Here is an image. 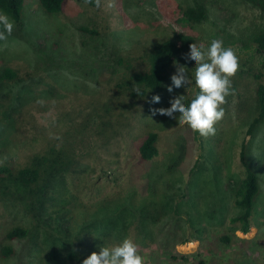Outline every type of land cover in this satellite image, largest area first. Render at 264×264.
Returning a JSON list of instances; mask_svg holds the SVG:
<instances>
[{
  "label": "rangeland",
  "instance_id": "obj_1",
  "mask_svg": "<svg viewBox=\"0 0 264 264\" xmlns=\"http://www.w3.org/2000/svg\"><path fill=\"white\" fill-rule=\"evenodd\" d=\"M65 1L61 13L48 15L38 0H25L24 25L13 21L11 36L0 47V66L17 70L15 78L0 77V165H29L34 154L47 151L44 149L55 141V135L60 146L69 143L75 151L62 175L45 190L39 189L42 185L24 186L7 174L0 180V264H59L54 251L66 256L76 243L79 245L78 236L85 238L82 246L94 245L95 252L102 247L96 238L105 247L130 239L138 255H145L143 264H161L167 257L164 252L159 254L156 245L161 246L169 232L179 227L181 231L167 243L183 232L185 238L194 232L193 222L206 228V235L194 234L186 243L177 241L174 250L196 254L190 264H198L199 258L205 264H264V125L256 138L246 135L255 74L264 73V50L256 51L251 37L264 31V10L247 0H100L99 7L82 0ZM197 2L208 7V19L194 28L177 25L176 29L198 36L199 45L205 47L213 39L222 40L238 56L239 67L231 77L232 92L220 106L224 116L215 123V133L195 138L187 124L156 115L157 110L169 109L170 102L181 95L186 102L195 97L194 81L188 89L168 92L179 67L184 66L192 80L194 64L178 62L161 90L137 102L139 97L131 100L125 98V91H118L117 76L111 78L114 70L102 62L112 59L114 64V51L144 56L154 41L173 32L179 12L171 5ZM82 25L99 30L100 35L82 33ZM34 28L51 37L49 44L54 38L59 39L58 44L42 49L29 33ZM138 28H147L141 38ZM157 95L159 104L152 102ZM123 101L131 102L132 113L117 112ZM103 110L115 113V117H102ZM150 130H156L160 137V155L150 162L160 174L149 166L152 177L149 174V181L147 176L141 178L146 184L135 190L134 182L129 181L131 169L137 145ZM245 139L251 144L249 162L261 177L263 189L262 204L256 208L259 216L246 233L233 230L230 224V217L238 212L232 190L241 174L239 151ZM123 186L131 197L135 196L129 192L137 191L142 206L126 201L131 209L128 235L111 231L106 243L101 242L106 221L92 217L91 208L84 214L86 205L78 199L90 203L100 193L96 202L101 205L106 199L101 193L115 197ZM113 206V202L109 204ZM160 213L161 220L155 221ZM18 225L27 227V236L8 240L7 230ZM224 231L229 235L235 232L238 240L221 245L219 237ZM6 244L15 246L14 256H2ZM83 260L82 256L73 264H83Z\"/></svg>",
  "mask_w": 264,
  "mask_h": 264
},
{
  "label": "trees",
  "instance_id": "obj_2",
  "mask_svg": "<svg viewBox=\"0 0 264 264\" xmlns=\"http://www.w3.org/2000/svg\"><path fill=\"white\" fill-rule=\"evenodd\" d=\"M38 1L40 7L48 15H56L58 13H61L66 4L65 0ZM82 1L87 2L91 6H96V0ZM247 1L258 5L261 9L264 10V0ZM171 6H176L175 11L178 10L179 14H182L181 16L177 14V16L174 18L173 32L169 35H164L165 37L161 39L154 41L149 47V49L146 50L144 56L136 55L135 57L127 52L114 51V54L116 55V58L113 59L114 64L111 62L112 59H107L106 61L102 62L105 68L114 70L112 72L111 78L117 76L118 82L116 84L117 86H115L119 89V92H121V90L126 92L125 98L128 97L131 100H135L139 97L137 100H135L138 102L140 101V99L147 97L153 92L161 90L165 81L168 79L170 72L177 65V63L180 61L188 62L186 57L190 53V48L195 44L199 45L198 36L190 32H181L176 29V26L182 25L186 27L191 26V28H194L197 24L199 25L202 22L206 21L209 17V9L206 4L203 2H197L196 4L189 5L173 3V5ZM0 12L7 14L9 18L12 21L16 22L19 26H23L26 19L25 0H0ZM80 28L82 33H89L93 37L100 35L99 30L91 29L86 25H82ZM138 29L140 31H137V36L141 38V35H143L144 33L142 31H146L147 28H144V30L142 28ZM29 33L32 37H34L35 40H38L39 46L42 49L47 47V45L51 47L54 46V44L56 43L58 44L59 42L58 38H54L52 41H50L49 44L48 40H50L51 37H48L46 33H39L36 28L30 30ZM205 37L206 35L204 36V38ZM251 40L256 45V51L264 50V31H257L253 35V37H251ZM3 43L4 41H0V47ZM52 51L54 50L52 49ZM117 67L119 68L117 69ZM0 71L1 79L7 80L15 78L17 76V70L13 69L11 66H0ZM255 80L256 86L254 90V104H251L248 112L247 117L249 123L246 132V135L253 139L257 137L262 126L264 125V73L257 72L255 74ZM192 99H187V102L190 103ZM116 109L117 112L121 115L125 111H130L131 113L133 112L132 104L130 101H123L120 105V108L117 107ZM103 111L104 115H102V117L105 116V114H107L109 117L111 116V119L115 117V113L111 112L108 114L107 110ZM112 125H114V123ZM193 133L195 134V138H197L199 133L195 131H193ZM159 140V133L156 130H150L145 136L141 138L140 142L137 145V156L135 158L136 160H134L135 167H132V178H129V181L132 180L134 182L135 190H137L139 186L143 187V184H146V182L142 180L144 179V177L147 176V181H149V174L151 176L150 169L154 168V166L150 164V162H152L157 156L160 155ZM68 144L69 143H64L62 146H60L57 135H55V141L52 144L48 145V149H44L47 151L34 154L29 165H26L24 167L13 168L7 163L1 164L0 180H5L7 175L14 176L24 186L38 187L42 185L39 187V189L45 190V188L49 187L51 181H53L54 179H58L62 175L61 170L63 166L66 165L69 161L73 160V156H75V151L72 150L73 145L71 144L70 146H68ZM250 150L251 144L249 141L247 143L245 139L241 142L239 151L242 163L240 167L241 174L238 176L239 178L235 180L232 190L234 195L233 202L235 204V207L238 209V212L230 217V224L232 225L233 230H241L245 233L250 230L252 222L255 218L259 216L260 211L257 213L258 209L256 210V208L258 203L262 204L261 195L263 193L261 177L252 168L248 159ZM149 166L152 167L150 168ZM147 168H149V170H147ZM157 172L159 171L156 170V174ZM105 173H107L106 170ZM158 174H160V172ZM140 180L142 181V184ZM148 183L149 185H152L150 184V182H147V184ZM43 186L44 188H41ZM126 189L127 188L123 186L122 191L117 192V196L115 197L101 193V195H105L104 198H106L104 203H102L101 205L96 202L97 198L100 197V193L96 196V198L91 199L90 203L83 201V199H78L79 202L81 201L79 204L83 203L84 206L86 205L82 208L84 209V214L90 212V210L86 209L91 208L93 209V212L90 214L92 215V217H95L96 219L98 218V220L106 221L107 230L102 237L99 236L101 242L106 243L108 239L107 234H110L111 231L114 232L115 230H118L119 233L122 232L121 235L123 233H125V235H128L127 228L130 226V218L127 216V214L130 213L131 209L128 207L126 201H129L131 204L134 203V205L137 206H142L138 202V197L136 196L137 191L129 192V194L133 193V195L135 196L131 197L130 195H126ZM40 201H44V198H41ZM114 201H117L115 202L117 204H114ZM118 201L124 202L122 204ZM112 202L114 206L109 207V204ZM43 204H45V202ZM175 213L179 214L177 210ZM109 217L110 219H108ZM155 217V221H158V219L161 220V213L159 216ZM190 221L193 222L192 218H190ZM193 227L195 229L194 232H192L185 238H182L184 237L183 235H185V232H183L182 234L174 238V242L167 243L170 237L181 231L182 228L179 227L180 229H176L174 232H169L170 234L166 237L167 241H164V243L161 242V246H159L158 244L156 245V247L160 248L159 254L162 255V252H164L165 257H167L165 259H162V261L160 262L161 264H166V262L168 264H190L194 262V258L197 256L196 254H180L174 251L177 241L178 243H186L191 239L192 235L194 234H199L202 236L206 235V228L200 227L199 225L195 226L194 222ZM231 233L232 234L229 235L224 231L220 235L219 240L221 245L229 246L234 241L238 240L235 232ZM27 234V227L18 225L9 228L5 236L8 240L13 241L24 238L27 236ZM76 240L77 242H79V245L78 243H76V245H74L69 250V253L66 255L67 257L63 252H61L59 255L56 251H54V259H56L59 264H73L82 256L85 259L92 252H94V245L92 248L90 247V244L87 243L83 244L84 246H82L81 242L82 240H85L83 236H78ZM96 240V243H99L100 247H105V245H102V243H100L97 238ZM120 240H122V238ZM87 245L90 248H88ZM16 253L17 249L12 244H6L2 249V256L4 258L14 256ZM143 257L145 258V255H143ZM221 263H223V261H221ZM198 264H205V260L199 258Z\"/></svg>",
  "mask_w": 264,
  "mask_h": 264
},
{
  "label": "clouds",
  "instance_id": "obj_3",
  "mask_svg": "<svg viewBox=\"0 0 264 264\" xmlns=\"http://www.w3.org/2000/svg\"><path fill=\"white\" fill-rule=\"evenodd\" d=\"M96 6H100V0H96ZM13 28L14 22L7 14L0 12V41H6ZM186 59L195 66L191 73L192 80L185 67L181 66L172 77L168 92L171 95L182 87L188 89L194 81L197 94L190 103L186 102L184 96H179L170 102L169 109L157 110L156 115L169 120L178 119L180 125L187 124L193 131L206 137L215 133V123L224 116L220 106L232 92L231 77L238 70L239 58L232 48L223 45L222 40L213 39L207 47L193 45ZM152 102L159 104L161 98L153 96ZM83 264H143V257L138 255L132 240L124 239L112 247H101L99 252H92L83 260Z\"/></svg>",
  "mask_w": 264,
  "mask_h": 264
}]
</instances>
